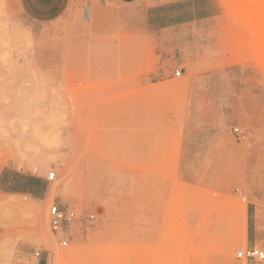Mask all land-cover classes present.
Returning <instances> with one entry per match:
<instances>
[{"label": "rangeland", "instance_id": "rangeland-1", "mask_svg": "<svg viewBox=\"0 0 264 264\" xmlns=\"http://www.w3.org/2000/svg\"><path fill=\"white\" fill-rule=\"evenodd\" d=\"M0 177V264H264V0H0Z\"/></svg>", "mask_w": 264, "mask_h": 264}, {"label": "crops", "instance_id": "crops-1", "mask_svg": "<svg viewBox=\"0 0 264 264\" xmlns=\"http://www.w3.org/2000/svg\"><path fill=\"white\" fill-rule=\"evenodd\" d=\"M105 1L123 5L133 3L136 0ZM68 2L69 0H20V5L31 18L50 21L57 19L64 13ZM41 180L38 177L34 178L30 175H23V182L15 181L13 183H6V185L11 187L9 190L11 192L18 193L22 191L34 199L43 201L46 199L47 191L43 189V182Z\"/></svg>", "mask_w": 264, "mask_h": 264}, {"label": "built area", "instance_id": "built-area-1", "mask_svg": "<svg viewBox=\"0 0 264 264\" xmlns=\"http://www.w3.org/2000/svg\"><path fill=\"white\" fill-rule=\"evenodd\" d=\"M180 72H176V76H179ZM235 133L241 135L237 128L234 129ZM54 174H50L49 179H53ZM76 218V214L73 210H65L58 207L57 205H52L49 209L48 219L49 227L52 233H64L66 226ZM93 216H89V220H92ZM68 240L61 238L59 245L62 247L67 246ZM40 253H35V257H39ZM237 260H263L264 251L256 248H246L241 252L236 254Z\"/></svg>", "mask_w": 264, "mask_h": 264}, {"label": "bare ground", "instance_id": "bare-ground-1", "mask_svg": "<svg viewBox=\"0 0 264 264\" xmlns=\"http://www.w3.org/2000/svg\"><path fill=\"white\" fill-rule=\"evenodd\" d=\"M7 40V39H6ZM62 191V190H61ZM60 193V192H59ZM61 194V193H60ZM64 194V192L62 193ZM21 209L23 210H26V211H29V210H32L31 208V205L29 203H24V204H21ZM36 223H37V226L39 229H41L42 231L44 230L43 229V223H42V219H40L39 217L36 219ZM256 235V234H255Z\"/></svg>", "mask_w": 264, "mask_h": 264}]
</instances>
